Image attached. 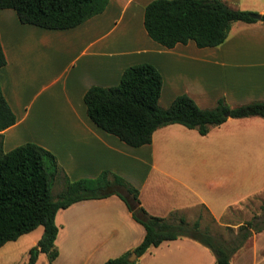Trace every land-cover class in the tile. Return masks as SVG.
Returning <instances> with one entry per match:
<instances>
[{
    "label": "crops",
    "instance_id": "1",
    "mask_svg": "<svg viewBox=\"0 0 264 264\" xmlns=\"http://www.w3.org/2000/svg\"><path fill=\"white\" fill-rule=\"evenodd\" d=\"M151 1L109 0L101 14L70 29L23 24L15 10L0 9L7 59L0 83L17 117L4 130L3 149L38 144L56 157L72 181L96 178L103 171L123 177L139 190L141 205L151 215L187 218L202 209L233 226L230 209L264 194V118L229 117L206 135L170 124L158 128L150 144L132 147L87 114L84 95L91 86H116L127 67L141 63L161 73L159 103L165 108L181 94L201 108H212L221 98L231 107L264 100L261 20L234 22L226 41L216 47L199 48L191 40L167 48L145 29ZM224 1L264 14V0ZM55 221L58 256L52 263L45 257L44 264H104L133 251L145 235L117 195L75 202L59 210ZM135 259L136 264H216L208 247L186 237L151 247ZM231 264H264V230L250 238Z\"/></svg>",
    "mask_w": 264,
    "mask_h": 264
},
{
    "label": "trees",
    "instance_id": "2",
    "mask_svg": "<svg viewBox=\"0 0 264 264\" xmlns=\"http://www.w3.org/2000/svg\"><path fill=\"white\" fill-rule=\"evenodd\" d=\"M109 0H0V9H13L23 24L45 29H70L101 14ZM253 12L231 7L224 0H153L145 8L144 26L148 35L167 48L194 41L199 48L216 47L226 41L234 22L255 23ZM264 24V14L261 15ZM7 63L0 41V68ZM163 78L150 63L129 66L116 86H91L84 95L89 118L107 133L132 147L152 142L160 127L181 124L206 135L212 127L229 117L264 118V100L231 107L221 98L212 108H201L187 94L177 96L169 107L159 103ZM17 117L4 96L0 83V248L7 242L44 228L37 244L29 249L25 264H36L41 253L50 263L58 256L55 240L59 227L56 214L75 202L119 196L143 225L142 242L131 252L111 258L104 264H136L137 258L151 247L165 241L190 238L208 247L216 264H231L255 233L264 230V203L261 214L238 227L229 241H221L193 225L179 213L170 217L151 215L141 205L139 190L123 177L103 171L96 178L72 181L46 148L31 142L4 151V130L14 125ZM63 176L65 186L56 195L54 181Z\"/></svg>",
    "mask_w": 264,
    "mask_h": 264
},
{
    "label": "rangeland",
    "instance_id": "3",
    "mask_svg": "<svg viewBox=\"0 0 264 264\" xmlns=\"http://www.w3.org/2000/svg\"><path fill=\"white\" fill-rule=\"evenodd\" d=\"M65 186L63 176H59L54 181L52 192L54 195L58 194ZM264 203V194L257 195L245 200L244 202L231 208L229 211L230 221L233 226H227L219 223L206 214L202 209H198L191 215L187 216L189 224L193 225L196 221L200 223V229L210 232L218 240L229 241L233 234L238 231V224L246 223L255 215L261 214V206ZM181 215V214H180ZM43 233V227L39 226L37 229L29 232L15 241H9L0 249V264H25L29 256V248L33 247L32 241L39 240ZM37 244V243H36ZM35 244V245H36ZM44 253L41 254L37 264H44Z\"/></svg>",
    "mask_w": 264,
    "mask_h": 264
},
{
    "label": "water",
    "instance_id": "4",
    "mask_svg": "<svg viewBox=\"0 0 264 264\" xmlns=\"http://www.w3.org/2000/svg\"><path fill=\"white\" fill-rule=\"evenodd\" d=\"M252 17L260 20L261 19V14H259V13H253L252 14ZM136 257H137L136 254L135 253H132V255L130 256V260L133 261Z\"/></svg>",
    "mask_w": 264,
    "mask_h": 264
}]
</instances>
